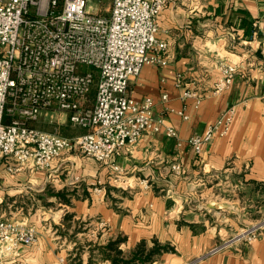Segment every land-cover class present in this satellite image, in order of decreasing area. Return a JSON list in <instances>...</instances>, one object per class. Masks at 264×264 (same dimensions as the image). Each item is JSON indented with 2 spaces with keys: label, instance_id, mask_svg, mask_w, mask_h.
<instances>
[{
  "label": "crops",
  "instance_id": "0c3cea01",
  "mask_svg": "<svg viewBox=\"0 0 264 264\" xmlns=\"http://www.w3.org/2000/svg\"><path fill=\"white\" fill-rule=\"evenodd\" d=\"M251 21L263 31L264 0H170L159 14L157 34L168 43L170 62L145 65L130 81L128 93L137 102L152 97L155 115L177 137L167 136L164 127L149 130L135 148L102 162L72 151L47 169L10 172L3 161L0 207L32 201L37 205L33 212L17 206L7 219L34 225L39 235L36 243L21 245L16 258L0 262L113 264L104 246L122 236L124 259L141 244L146 252L165 247L146 264H264V233L252 243L207 254L241 225L264 215V34L248 36ZM221 63L238 72L227 90L215 94L223 78ZM186 89L202 97L199 104L195 97H182ZM163 94L168 95L165 101ZM232 105L236 112L228 133L196 153L188 140ZM182 108L188 119L178 114ZM56 113L48 115L50 121L69 126L67 115ZM64 131L65 136L86 132L73 126ZM112 163L121 167L120 173ZM175 163L184 173L173 170ZM228 176L241 179L237 191L222 185ZM49 219L55 230L43 226Z\"/></svg>",
  "mask_w": 264,
  "mask_h": 264
},
{
  "label": "built area",
  "instance_id": "2783aa9c",
  "mask_svg": "<svg viewBox=\"0 0 264 264\" xmlns=\"http://www.w3.org/2000/svg\"><path fill=\"white\" fill-rule=\"evenodd\" d=\"M91 1L0 0V165L6 161L10 172L47 169L72 151L107 161L135 148L145 132L162 127L167 136L177 137L175 129L155 115L152 97L137 102L128 93L130 81L145 65L164 67L170 62L168 43L157 36L159 14L170 0H110L107 14L91 10ZM253 27L252 39L262 32L257 21ZM83 66L95 68L97 76ZM220 66L223 78L215 94L227 90L238 72L236 66ZM182 77L177 76L178 85ZM182 97H195L197 104L202 99L188 89ZM167 98L162 95L163 101ZM56 111L86 132L65 136L33 125ZM235 112V105L228 107L202 134L188 140L196 153L228 133ZM178 114L189 118L185 108ZM111 168L121 172L119 165L112 163ZM172 168L184 173L180 163ZM141 184L149 187L148 180ZM262 228L264 221L242 228L207 254L242 241L252 243ZM38 235L36 226L0 215V259L16 258L20 246L36 243Z\"/></svg>",
  "mask_w": 264,
  "mask_h": 264
},
{
  "label": "rangeland",
  "instance_id": "374dc122",
  "mask_svg": "<svg viewBox=\"0 0 264 264\" xmlns=\"http://www.w3.org/2000/svg\"><path fill=\"white\" fill-rule=\"evenodd\" d=\"M109 4H110V0H92L90 3H89V8L91 9V10H102V13H106L107 14V8L109 7ZM83 70H92L95 74H96V76H97V70L95 69V68H93L92 66H83ZM95 87H96V84H94V89H95ZM92 99H93V96H92ZM56 112H58V114L60 113L59 111H56ZM56 112H52V114H55ZM51 114V113H50ZM57 114V113H56ZM50 119L51 118H49L48 116L47 117H45V116H41L36 122H34L33 123V125L34 126H36V127H38V128H40V129H42V130H45V131H49V132H59L60 134H64L63 132H65L64 130L65 129H67V130H72V126L70 125V123H69V121H67V123L69 124V126H67V124H65V125H63V124H58L57 122H55L54 120H52V121H50ZM64 126H65V128H64ZM76 128L78 129V130H80L81 132H84L86 129L85 128H83V127H80V126H76ZM76 135H78V134H76ZM79 155H84L83 153H81V152H79L78 153ZM221 180H223V182H222V185H223V183H228V185H230V187H231V189H233L234 191H237L238 189H239V186H240V184H241V179L240 178H238V179H236V177L235 178H230L229 176L228 177H222V179ZM21 205H23L24 206V210H25V212H27V211H29V210H31L32 209V212H33V210L35 209V208H37V205H33L32 204V201H30L29 199H24V202H22V203H15V204H13L12 206H9V205H5V206H2V207H0V211H1V213H3V214H5L4 215V217L5 218H11V217H13L12 215H13V213L14 212H16V207L18 206V207H20ZM46 206V205H45ZM27 210V211H26ZM42 210L44 211V207L42 208V209H39L37 212L38 213H41L42 212ZM46 221V225H45V222ZM42 224H43V226H47V228H49V227H52L53 228V230H55L54 229V226L50 223V219L49 220H45ZM262 221H264V215L262 216V217H259L258 219H256V220H254V221H252V222H250V223H247V224H244V225H241L240 226V228L239 229H237L236 231H238V230H241L242 228H246V227H248V226H251V225H253V224H257V223H260V222H262ZM81 226H83V224L81 223L80 224ZM41 227V228H43V229H45V231H46V228H44V227ZM37 228V227H36ZM79 228H81V227H79ZM37 230H38V228H37ZM74 230V229H73ZM236 231L234 232V233H236ZM260 235L261 234H263L264 233V228H262L261 230H260ZM234 233H231L229 236H232ZM38 234H39V231H38ZM260 235H258L257 236V238L260 236ZM229 236H227L226 238H228ZM73 232L71 233V235H70V240H71V242H68V245H70V249L72 250L73 248L72 247H75V245H73V242L75 241H73ZM226 238H224V239H226ZM223 239V240H224ZM222 240V241H223ZM221 241V242H222ZM220 242V243H221ZM219 243V244H220ZM240 243H247V242H245V241H242V242H238V243H236V244H234V245H237V244H240ZM233 245V246H234ZM233 246H230V247H233ZM215 247V246H214ZM230 247H228V248H230ZM213 248V247H212ZM211 248V249H212ZM225 249H227V248H225ZM224 250V249H223ZM222 251V250H221ZM210 255V254H209Z\"/></svg>",
  "mask_w": 264,
  "mask_h": 264
},
{
  "label": "trees",
  "instance_id": "16d2710c",
  "mask_svg": "<svg viewBox=\"0 0 264 264\" xmlns=\"http://www.w3.org/2000/svg\"><path fill=\"white\" fill-rule=\"evenodd\" d=\"M247 34L248 36L252 35V32L254 31L253 22H247ZM264 34V28L262 32L258 33V36H262ZM93 96V93H92ZM124 240V237L118 236L113 240H110L105 246H104V253L108 256L109 259L112 260L113 264H146L152 261V256L159 252L160 249H165L164 246L160 247H154L152 250H149L146 252L145 245L141 244L137 247V249L132 252V255L129 259H124L123 257H120L122 254V251L119 248V244Z\"/></svg>",
  "mask_w": 264,
  "mask_h": 264
}]
</instances>
